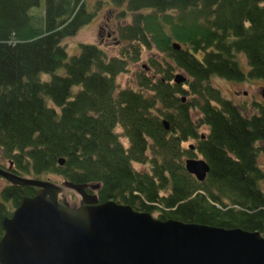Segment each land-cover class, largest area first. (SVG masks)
<instances>
[{
  "label": "trees",
  "instance_id": "1",
  "mask_svg": "<svg viewBox=\"0 0 264 264\" xmlns=\"http://www.w3.org/2000/svg\"><path fill=\"white\" fill-rule=\"evenodd\" d=\"M40 1L0 0V151L10 172L97 185V203L160 221L264 237V171L256 163L264 102L247 116L210 85L212 78L264 83V0H99L95 11L108 3L123 22L115 43L126 47L113 57L88 44L68 57L61 45L92 20L86 0H43V12L30 15ZM143 49L158 59H148L136 90L119 89L116 77ZM175 71L184 74L180 85ZM188 141L191 150L182 148ZM196 156L208 166L201 183L180 163ZM35 191H0V238L1 221Z\"/></svg>",
  "mask_w": 264,
  "mask_h": 264
},
{
  "label": "water",
  "instance_id": "2",
  "mask_svg": "<svg viewBox=\"0 0 264 264\" xmlns=\"http://www.w3.org/2000/svg\"><path fill=\"white\" fill-rule=\"evenodd\" d=\"M184 80L176 74L172 83ZM161 125L168 130L166 121ZM183 168L199 183L208 173L201 159H186ZM0 178L36 189L1 221L0 264H264V237L257 232L160 221L129 206L97 203V185L23 178L10 164L0 168ZM64 190L77 195L78 206L58 201Z\"/></svg>",
  "mask_w": 264,
  "mask_h": 264
},
{
  "label": "rangeland",
  "instance_id": "3",
  "mask_svg": "<svg viewBox=\"0 0 264 264\" xmlns=\"http://www.w3.org/2000/svg\"><path fill=\"white\" fill-rule=\"evenodd\" d=\"M97 1L99 0H86L89 11H95V5ZM43 7V0H41L39 6L36 8H31L29 14L37 17L43 12ZM117 11L118 9L114 8L110 4L103 3L100 8L95 11L90 23L80 28L73 37L66 38L61 42L66 55L68 57L77 55L79 53V44L95 45L100 48L108 57L118 55L119 51L126 47V43H115V41H117L115 29L118 25L123 24L122 21L119 22V20L115 18ZM99 28L105 29L103 33L99 34ZM109 32H111V35L106 37L105 35ZM150 58L158 59V54L155 51L148 52L143 49L141 51L139 61L135 63H129L126 71L116 77L115 82L118 88L136 90L137 76L139 73L143 71L149 74V71H147V65L148 59ZM237 61L239 63L240 70L246 74L248 67L242 54L237 55ZM176 74L184 76V74L179 71H175L173 76ZM43 78L45 80L47 79V76H44ZM210 85L214 89L218 90L225 99L231 101L234 105H237L239 108H241V113L247 116L255 115L257 113L255 106L264 102V83L259 80H249L246 82H226L212 78L210 80ZM179 97L185 98V96ZM206 132V129L200 128L198 130V135L202 136ZM119 140L121 141L122 145H126V142L122 137H119ZM193 145H195L193 141H188L182 145V148L186 150L189 146L193 147ZM257 146L259 149L256 163L257 166L264 171V142L257 143ZM184 159L198 160L200 157H183L180 162L182 165L184 163ZM1 166L3 168H7L8 162L3 158L0 151V167ZM133 169L138 172H145L147 171L148 167L134 165ZM45 179L56 185H59L62 181L60 178L54 176H48ZM6 185L7 183L0 178V191ZM258 186L264 193V186L261 183ZM59 200L66 201L68 204L73 206H78L79 204V198L74 193L67 190L63 191L62 195L59 197ZM152 217L154 218L155 214H153Z\"/></svg>",
  "mask_w": 264,
  "mask_h": 264
},
{
  "label": "flooded vegetation",
  "instance_id": "4",
  "mask_svg": "<svg viewBox=\"0 0 264 264\" xmlns=\"http://www.w3.org/2000/svg\"><path fill=\"white\" fill-rule=\"evenodd\" d=\"M105 29L104 28H99V34L100 33H103V31H104ZM111 35V32H109V33H107L105 36L106 37H109ZM189 149V148H188ZM3 170H6V168H3V167H1ZM11 169V168H10Z\"/></svg>",
  "mask_w": 264,
  "mask_h": 264
}]
</instances>
